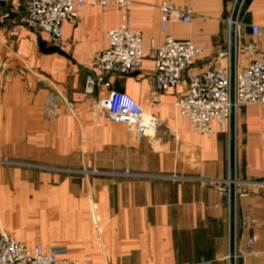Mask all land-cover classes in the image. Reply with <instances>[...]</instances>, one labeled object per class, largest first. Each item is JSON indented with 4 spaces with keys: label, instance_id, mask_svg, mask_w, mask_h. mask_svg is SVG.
I'll use <instances>...</instances> for the list:
<instances>
[{
    "label": "crops",
    "instance_id": "0c3cea01",
    "mask_svg": "<svg viewBox=\"0 0 264 264\" xmlns=\"http://www.w3.org/2000/svg\"><path fill=\"white\" fill-rule=\"evenodd\" d=\"M131 1L128 27L143 34L145 62L106 80L157 116L151 138L97 114L102 86L84 93L87 77L99 76L93 60L108 48L107 32L121 24L118 8L80 9L55 42L26 29L21 0L0 3V227L28 245L40 236L81 263L230 264L229 131L196 135L175 105L192 74L229 67L236 0ZM163 2L191 9L193 22L162 30ZM236 23L242 69L264 57V0H243ZM167 36L203 53L154 105L152 45ZM253 44L256 52L243 50ZM53 90L64 100L49 120ZM235 121V264H264V107L238 108Z\"/></svg>",
    "mask_w": 264,
    "mask_h": 264
},
{
    "label": "built area",
    "instance_id": "2783aa9c",
    "mask_svg": "<svg viewBox=\"0 0 264 264\" xmlns=\"http://www.w3.org/2000/svg\"><path fill=\"white\" fill-rule=\"evenodd\" d=\"M9 0H0L6 3ZM131 0H21L23 24L27 30L50 35L55 42H61L65 33V23L78 17L85 7H112L121 12V24L106 34L108 48L97 53L94 66L98 78L88 76L84 93L96 95V87L102 86L106 95L99 98L95 110L112 124L125 125L130 133L139 137L151 138L156 135L157 116L146 111L126 93L113 91L106 80L110 76H124L140 69L145 62L143 34L128 27V9ZM160 26L166 30L177 23L190 24L194 19L191 9L175 7L170 2L159 6ZM17 29L13 30L15 33ZM254 37H259L260 29H252ZM160 47L153 46L155 63L154 95L151 102L160 104V95L180 86L184 73L192 69L203 49L186 40H174L167 36ZM245 52H256L257 46L246 45ZM236 109L245 106L264 107V57L255 58L242 69L235 70ZM230 72L229 67L218 66L189 78L187 91L176 102L180 114L187 118L193 132L198 135L212 136L228 133L230 128ZM57 100L48 99L44 112L48 117L56 116L59 103L64 99L57 92ZM254 239L247 242L249 249ZM57 249L46 247L40 237L32 245L16 241L7 230L0 227V264H92L63 259Z\"/></svg>",
    "mask_w": 264,
    "mask_h": 264
},
{
    "label": "water",
    "instance_id": "95a60500",
    "mask_svg": "<svg viewBox=\"0 0 264 264\" xmlns=\"http://www.w3.org/2000/svg\"><path fill=\"white\" fill-rule=\"evenodd\" d=\"M243 0H236L234 4V9L230 18V46H229V56H230V64H229V72H230V105H231V113H230V128H229V137H230V177H229V202H230V210H229V219H230V226H229V259L230 264H235V245H236V235H235V194H236V170H235V114H236V107L234 105L235 99V75H236V21L238 18V14L241 9Z\"/></svg>",
    "mask_w": 264,
    "mask_h": 264
},
{
    "label": "rangeland",
    "instance_id": "374dc122",
    "mask_svg": "<svg viewBox=\"0 0 264 264\" xmlns=\"http://www.w3.org/2000/svg\"><path fill=\"white\" fill-rule=\"evenodd\" d=\"M49 93H50V98H49V99H55V100L58 101V102L60 101V100H57V98H56V97H57V94L55 93V90H53V91H51V92H49ZM45 115H46V117H47L49 120H51V118H55V117H56V116L48 117L47 114H46V112H45ZM26 231L28 232L29 230H25V232H26ZM39 237H40V236H36V237H34V239H35V238H39ZM40 239H41V237H40ZM33 242H34V240H33ZM41 242H42V239H41ZM42 243H43V242H42ZM46 247H48V246H46ZM89 261H90V260H89ZM89 261H88V262H89ZM91 263H92V261H91Z\"/></svg>",
    "mask_w": 264,
    "mask_h": 264
}]
</instances>
